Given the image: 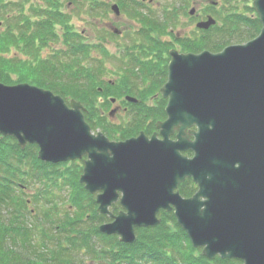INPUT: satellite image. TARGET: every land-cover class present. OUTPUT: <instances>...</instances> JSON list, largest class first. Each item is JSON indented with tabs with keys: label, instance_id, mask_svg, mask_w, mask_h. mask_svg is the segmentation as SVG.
Here are the masks:
<instances>
[{
	"label": "water",
	"instance_id": "1",
	"mask_svg": "<svg viewBox=\"0 0 264 264\" xmlns=\"http://www.w3.org/2000/svg\"><path fill=\"white\" fill-rule=\"evenodd\" d=\"M251 4L261 25L254 38L215 53L169 51L159 90L166 118L149 138L93 135L79 102L66 105L26 83H0V134L19 147L36 144L43 161L85 155L79 182L97 192L96 212L113 218L102 233L133 243L136 227L157 225L159 210H172L200 255L264 264V0ZM111 9L118 14L116 4ZM186 178L197 188L183 198L176 189ZM119 195L124 210L113 216L108 206Z\"/></svg>",
	"mask_w": 264,
	"mask_h": 264
},
{
	"label": "trees",
	"instance_id": "2",
	"mask_svg": "<svg viewBox=\"0 0 264 264\" xmlns=\"http://www.w3.org/2000/svg\"><path fill=\"white\" fill-rule=\"evenodd\" d=\"M77 1L79 0H74V3ZM125 1H131V4ZM134 1L137 0H116L122 12H127L136 19L139 14L132 5ZM89 4L91 9L106 7L105 0H91ZM23 5V2L0 0L2 13L19 7L17 9L19 13H16L15 17L7 16L8 13L5 15L6 24L3 32H0L1 83L28 82L52 91L65 101L78 100L86 109L84 114L86 121L93 127L96 122L92 118L97 115L94 110L96 102L100 99L101 105H109L107 97L112 90H118L123 86V90L129 91L130 82L135 79L137 82L146 83L150 91L165 80L166 60L162 58L163 45L155 41V32L164 30L165 26L157 19H141L142 29L134 34L139 42L131 41V46L125 53L110 55L100 41L99 44L86 41L78 32L72 28L68 29L67 15L58 9L60 8L58 0H48L44 5L33 9L34 13L29 15L25 13ZM129 5L133 10H130ZM135 5L140 10L145 6L141 1H137ZM181 7V13L184 14L185 6L181 4ZM231 9L232 6L225 13L227 21L222 22L225 26L215 24L207 30L212 33L206 38L205 43L189 42L185 50L218 51L226 45L224 41L226 37L217 38L216 31L225 36L226 32L237 24L243 29L238 34L239 37L244 39L246 35L248 39L253 38L260 30L259 19L253 15V10L250 9L251 12L247 15L245 12ZM39 10L44 13L39 14ZM172 14H175V11L169 12L170 19H174ZM13 21L16 23L13 24ZM212 38H217V43H213ZM56 41L60 43L58 48H50L47 56L40 55L43 48L51 47L50 45ZM11 44L16 47L15 52L5 58L4 53L8 52ZM93 50H97L102 57H111L120 64L123 73L118 74L120 76L111 86L108 84L110 82L102 81L96 75L95 72L101 69L102 61L92 57ZM6 67L18 72L14 74V79L5 72ZM98 82L103 85H98ZM90 102L92 103L89 104ZM147 109L151 108L136 106L133 113L138 115V118L133 120L131 117L132 121L128 122L131 124L130 129L138 125V121L146 125L150 119V125L163 116L162 105L150 112ZM98 119L102 121V115L99 114ZM138 130L140 129L136 132ZM127 131L128 134L132 132V130L129 132V129ZM26 148L36 150L34 145ZM27 156L33 168L37 170L36 174H42L45 179L55 173H58L55 178L62 175L55 166L36 161L31 154L27 155L26 149H19L12 138L0 136V264H81L76 256L83 253L89 255L90 261L96 260L105 264L235 263L221 259L212 262L202 258L195 252L185 232L177 226L172 212L159 214L163 220L162 224L167 226L161 227L162 224L156 226L157 233L153 234L142 232L141 238L136 239L133 244H124L119 242L115 235L107 236L100 233L97 225L103 222L104 216L96 214L94 196L85 193L82 187L78 188L76 184L74 186V182L71 185L79 192L74 191V196L69 198V205L65 208L54 202L35 205L38 198L36 194L31 196L33 206H28V201L20 194L25 193L24 189L28 185V169L25 168ZM70 170L74 172V168L71 167L66 169V174L69 175ZM195 190L196 186L190 179H186L178 186V192L185 197L192 195ZM84 193L86 198L80 195ZM116 207L117 205H114L111 208L112 212L115 211L114 214L119 210ZM95 238L99 240H92Z\"/></svg>",
	"mask_w": 264,
	"mask_h": 264
},
{
	"label": "rangeland",
	"instance_id": "3",
	"mask_svg": "<svg viewBox=\"0 0 264 264\" xmlns=\"http://www.w3.org/2000/svg\"><path fill=\"white\" fill-rule=\"evenodd\" d=\"M7 1L8 2H18V3L23 2L24 3L23 9L27 15L33 14L34 10L36 8H39L38 6H42L48 2V0H7ZM58 1L60 4V8H58V9L67 15L68 23H69L68 29L72 28L73 31L75 30L76 32H78L80 34L81 38H84L86 41H90V42L96 43V44H99L100 42L103 43L106 46V48L108 49V52L110 53V55H112V54L120 55L121 49L124 48L125 45H127L129 43L128 42L129 39L127 38L128 39L127 40L125 38L126 33L124 32L125 30L123 28L126 25L131 26V22H130V20H131L130 15L131 14L129 15L127 12H122L121 10H120L119 15L111 12L109 10V5L111 3H116V0H105L106 7L102 8V9H99V8L91 9V7L88 6V5H90L89 2L91 0H85V1L79 0V1H77V3H74V0H58ZM138 1H141V0H138ZM251 1L252 0H153L151 4H148V6L150 8H147L146 6L141 8L140 12L142 13V15H137L136 19L133 18L132 24H134V26H135V24L138 23L137 20H140V19H142V20H150V19L156 20L157 19L159 22H162V24L165 26V31H168L169 29L176 31L180 27H183V26H181V24H186V25H188L189 31H192L191 33L196 31V32H198L197 35H199V34L202 35V33L199 32L198 29H194L196 19L201 18L202 20L204 19L202 22H205V21H207V19L209 17H211L212 19H214L216 25L221 26L223 20L227 21L225 19V17L227 16V14H225L227 7L230 8L232 6L231 10H238L241 12H245L247 14V13L251 12V10H252ZM136 2L137 1H134V3L132 5L134 6L136 4ZM181 4H183V6H185V8H184L185 13L184 14L181 13L182 12L181 11V9H182ZM129 7H130V10H133V7L131 5H129ZM172 7H174V8L171 9ZM18 8L11 9L9 12L4 11L3 13H0V32H3L4 24H6V22H4L5 15L8 13L7 16H14L15 17L16 16L15 13H19L17 10ZM136 8H137V6L135 7V9ZM192 9L193 10L195 9L196 14H197L196 17H194V18H191L188 15V10H192ZM173 11H175V14H172V17H174V19L173 18L170 19L168 16L169 12H173ZM226 12H228V11H226ZM38 13L41 14V13H44V11L41 12L39 10ZM253 15L255 16V12L253 13ZM158 17H160V18H158ZM12 23L15 24L16 22L13 21ZM222 26H225V24H223ZM226 26H228V25L226 24ZM111 27L119 30L118 34L110 33ZM208 28H209V26H207V29ZM242 30H243L242 26H240V24H237L236 26H234V28H232L231 30L226 32L225 36H221L220 31H218V30L216 31L215 34H216L217 38L226 37V39L224 40L226 43L225 46L242 44V43L246 42L247 40H249L248 38H246L247 37L246 35L245 36L243 35L244 39L238 36V34L241 33ZM211 33L212 32H210V31L206 32V34H205L206 38L210 37L209 35ZM242 33H244V32H242ZM217 38H212L211 41H213V43H217ZM59 45H60L59 42H57V41L54 42L53 44L50 45L51 47L43 48L40 51V55H43V56L46 55L47 56L50 53V48H58ZM15 49H16V47L11 44L9 46L8 52L4 53L5 58L9 57V55L14 54ZM211 52H215V51H211ZM91 53H92V57H94L96 59L98 58L100 61H102V62H100L102 65L101 69L99 72H97V71L95 72V73H97L96 75L99 78H101L102 81L105 80L107 82H110L108 84L111 86L112 83H115V81L118 79V76L122 75V73H123L122 68L119 66L120 64L115 62L114 59H112L111 57H108V58L102 57L98 53L97 50H93ZM151 58H153V57H151ZM62 59H64V58H62ZM6 68H7V71H5V72L9 73L10 76H12V79H14V77H15L14 74L18 73V72H14V70L8 69V67H6ZM118 74H120V75H118ZM136 82L137 81H135V79L133 82H130L129 88H132L133 85L137 84L136 86H138V89H139L140 83H136ZM21 83H26L28 85H32V86H35L38 88H42L40 86H37L35 84H31L28 82H18L15 84L10 83L8 85L11 86V85H16V84H21ZM97 84L103 85L99 82ZM156 87H157V85H156ZM42 89H44V88H42ZM123 89H124L123 86H120L118 88V90H116V89L112 90L110 93L105 91V93H107V94L109 93L110 96L108 95V97H118V96H123V95L131 96V97H143L144 95L147 94L146 95V98H147V96H150L149 95L150 93L155 92V88L154 89L152 88L148 92H146V90H144L143 92L142 91L139 92L140 90H137L136 88H133L129 91H126ZM50 92H52V91H50ZM146 98H144V100ZM91 103L92 102H90L89 104H91ZM137 105H138V103L135 106L132 105L129 113H131V112L133 113V111L135 110ZM95 107L96 108L94 110L96 111L97 115L95 117H93L92 119H94V121L96 123L92 125L93 127H91V130H92L91 132L94 134L100 132L108 140L110 139V140L116 141V140H124L126 138L133 137V136L137 135V132H136L137 129H142V130H144L145 133H148V134L150 133V131H152L154 129L153 122L150 125L148 122L146 124L147 125L146 126L145 123H142V121H138V125H136V126L134 125L132 127V129H130L131 124L128 123V122H130V119L127 118L126 113L116 114L114 119H113L112 124L108 123L107 121H105V122L100 121L98 119L99 111L102 110L106 116L107 113H109V111H111L110 106L109 105H106V106L101 105L100 99H99L98 102H96ZM140 108H142V105L140 106ZM147 110L150 112L152 109H147ZM146 119H147V117H146ZM159 119H161V118H159ZM148 121H150V119H148ZM128 129H129V132L132 130V132H131L132 135L127 133ZM171 136H170V138H172ZM172 139H174V138H172ZM14 144L19 149L25 148L27 155L31 154L32 158L36 159V161H38V158H37L38 147L36 144H27L26 145V147H29V145L30 146L34 145V148H36L35 151H31L26 147H19L17 142L15 141V139H14ZM185 156H187V155H185ZM188 157H189V155H188ZM76 159L77 160H74V172L72 170H70L71 172L69 173V175L66 174V169H67L66 164L61 163L60 165H58L59 163L55 162V164H51V165H55V168L57 170H59V172H61L62 175L60 174L61 176L55 178V175L58 174V173H55V174H51L50 178L45 179V176H42V174H40V173L36 174L37 170L35 168H33L32 164L30 162L29 156H27L25 168L28 169V176H27V184L28 185H27V188L24 189L25 193H20V194L28 201V203H27L28 206H30V207L33 206L32 204H34V203L32 201L31 196L34 194L38 195V198H37L35 205L36 204H42L43 202H54V203L58 204L61 208H65L66 206H68L69 205V198L71 196H74V191H75V193H77L76 191L79 192V190L74 188L75 184H76V187H78V188L83 187V183H81L82 186L77 183V178L81 175V171H79L81 168L80 167L81 164L79 162H80V160H83V161L86 160L87 157L85 155H82L81 158H76ZM71 162H73V161L67 162L68 165H70ZM71 165H73V164H71ZM69 168H71V167H69ZM74 173H75V175H74ZM72 182H74L73 183L74 186L71 185ZM71 186H73V189ZM82 190H84V188H82ZM80 193H82V191ZM85 193L88 194V192H86V191H85ZM85 193H84V195L80 194L82 198H86ZM90 194L94 196L96 194V192L90 193ZM181 197L185 198V196H182V195H181ZM114 205H117V203H113L111 206H114ZM119 207L120 206L117 205L116 209L120 210ZM46 208L47 207H44V209H46ZM111 208L112 207H109V209H111ZM114 212L115 211H113L112 213L114 214ZM110 220L111 219H109L108 216H104L102 223H106L108 221L110 222ZM162 221H163L162 218H160L159 226L162 224ZM87 225L88 224H86V226ZM95 225H97V224H95ZM170 225L173 226L171 222H170ZM156 226H158V225H156ZM156 226L136 227L134 230V238H135L134 242L139 237L141 238L142 232L143 233L147 232L146 234H149V233L153 234V232L157 233L158 229H155V228H157ZM165 226H167V225H164V224L161 225V227H165ZM162 229H164V228H162ZM162 229H160V230L162 231ZM92 240L97 241L99 239L95 238ZM188 241H189V239H188ZM122 243L133 244V243H126V242H122ZM117 247H115V248H117ZM193 248H194L195 252L199 253V255H200L201 248H199V247H196V248L193 247ZM200 256L202 258L208 259L209 261H212V262L216 261L217 259H221L218 255H215L212 259L206 258L202 255H200ZM76 257H78L80 259L81 264H105V262L100 263L94 259L93 260L95 262L90 261L88 259L89 255L86 256L85 253L80 254V255L77 254ZM221 260H231V261H235V263L240 262L237 259H228V258L221 259Z\"/></svg>",
	"mask_w": 264,
	"mask_h": 264
},
{
	"label": "flooded vegetation",
	"instance_id": "4",
	"mask_svg": "<svg viewBox=\"0 0 264 264\" xmlns=\"http://www.w3.org/2000/svg\"><path fill=\"white\" fill-rule=\"evenodd\" d=\"M138 1V0H137ZM153 0H141L142 3L145 4V6L147 8H150L148 6V4H151ZM126 3L128 4H131V1H125ZM136 7V5H134V8ZM174 7H172L171 9H173ZM229 10V7H227L226 11ZM135 11L138 12L139 15H142V13L140 12V9L137 7L135 9ZM191 10H188V15L191 17V18H194L196 17V11L195 9L192 11V12H189ZM225 11V13H226ZM131 16V26L129 25H126L123 29L125 30L124 32L126 33V39L128 38L129 39V43L127 45H125L124 49H121V52L122 53H125L126 52V49L131 46V43L136 40V42H139L136 38V36L134 35L136 31L142 29V25H141V22L140 20H137L138 23L135 24H132V21H133V16ZM160 18V17H158ZM135 19V18H134ZM204 20V19H203ZM201 18L200 19H196L195 20V28L194 29H198L199 32L202 33L197 35L198 32H193L191 33L192 31H189V28H188V25L186 24H181V26L183 27H180L178 30L176 31H173L172 29H169L168 31H165L162 30V31H158V32H155V38H156V42L157 43H160L161 45H163V55H162V58L166 60V76H167V64L169 62V59H170V55H169V51L171 50H174L178 53H199L201 51H206V50H199L197 51L196 49H193V50H185V48L187 47V45L189 44V42H196L197 44L199 43H205V40H206V32L207 30L210 28V27H213V26H210L208 29L207 28H198L197 27V24L201 21H203ZM112 30V31H111ZM111 30H110V33H115V34H118L117 31H115L113 29V27H111ZM121 32V31H120ZM136 37V38H135ZM127 39V40H128ZM193 39V40H192ZM132 41V42H130ZM154 58V57H153ZM166 81V78L164 81L160 82L159 85L155 88V92L150 95V96H147L146 98V95H144L143 97H131V96H118V97H108L107 100H108V103H109V106H110V109L111 111L113 110V113L109 111V113H107V115L105 116V120L108 122V123H113V119L115 117L116 114H120V113H126L128 116H131L133 120H136L138 118V115H135L134 113H129V111L131 110L130 108L132 107V105H136L138 103V107H140L141 105H144L145 107H149L151 109H158L160 107V105H162V108H163V116L161 117V119H158V120H155L153 121V126H154V129L152 131H150V133H145L144 130L140 129L138 130L137 132V135L133 136V137H129V138H135L139 135L140 132H142L145 136H147L148 138L155 132H158V129L156 127V123L158 122H162L165 120L166 118V115H165V106L167 104V98H164L162 97L161 93H160V88L161 86L164 84V82ZM136 83H140V88L138 89V86H136L137 84L133 85L132 88H129V90L133 89V88H136L137 90H140L139 92H143L144 90H146V92L149 91V89L147 88V84L146 83H141V82H136ZM146 85V86H145ZM101 90V89H100ZM145 92V93H146ZM133 98L134 101H131V100H128L127 98ZM144 98H146L144 100ZM109 109V110H110ZM86 110H84L83 113H85ZM128 112V113H127ZM105 115V114H104ZM141 119V118H140ZM150 123L151 121H148L146 123ZM172 138H175L174 137V134L171 136ZM129 138H126V139H129ZM157 138H161L159 135L157 136ZM171 138V139H172ZM110 140V139H109ZM125 140V139H124ZM121 141V140H119ZM123 141V140H122ZM184 155H189V157L192 156V152L190 150H186L184 153ZM74 167V161L71 162ZM81 164L80 167H82L83 165V160H80L79 162ZM79 164V165H80ZM185 181V180H184ZM183 181V182H184ZM119 203V200L116 201ZM115 202V203H116ZM117 203V205H119ZM120 206V205H119Z\"/></svg>",
	"mask_w": 264,
	"mask_h": 264
},
{
	"label": "bare ground",
	"instance_id": "5",
	"mask_svg": "<svg viewBox=\"0 0 264 264\" xmlns=\"http://www.w3.org/2000/svg\"><path fill=\"white\" fill-rule=\"evenodd\" d=\"M100 111H101V112H99V114L102 115V121L105 122L106 120H105L104 112H103L102 110H100ZM127 118L130 119V121H132L131 116H128V115H127Z\"/></svg>",
	"mask_w": 264,
	"mask_h": 264
}]
</instances>
